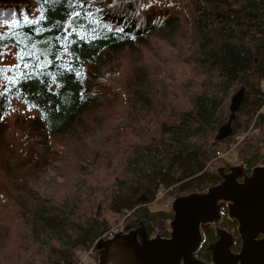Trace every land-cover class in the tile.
<instances>
[{"label":"trees","instance_id":"trees-1","mask_svg":"<svg viewBox=\"0 0 264 264\" xmlns=\"http://www.w3.org/2000/svg\"><path fill=\"white\" fill-rule=\"evenodd\" d=\"M263 79L264 0H0V264H83L121 219L169 236L155 204L263 161ZM50 156L66 179L40 193Z\"/></svg>","mask_w":264,"mask_h":264},{"label":"water","instance_id":"water-1","mask_svg":"<svg viewBox=\"0 0 264 264\" xmlns=\"http://www.w3.org/2000/svg\"><path fill=\"white\" fill-rule=\"evenodd\" d=\"M246 88L232 98L231 114L218 132L222 140L233 132ZM219 169L223 180L205 192L181 195L172 203L174 219L170 237L151 238L145 224L138 228L127 226L110 239H100L99 264H264V160L248 174L243 164ZM228 203L229 216L239 223L241 251L234 253V234L218 228L219 240L208 248L213 251V262L197 256L203 242V229L222 219V207Z\"/></svg>","mask_w":264,"mask_h":264},{"label":"rangeland","instance_id":"rangeland-1","mask_svg":"<svg viewBox=\"0 0 264 264\" xmlns=\"http://www.w3.org/2000/svg\"><path fill=\"white\" fill-rule=\"evenodd\" d=\"M261 87L264 89V79L261 81ZM260 113H264V109H262L260 111ZM255 120H254V122H255ZM254 122H253V124L250 126V128L247 131H245L242 135L239 136L238 143L237 144H239L245 138L246 135L252 134V133L255 132V127L253 126L254 125ZM100 134H101V132H98V133H88V138L89 139H93L96 135H100ZM34 140H36L35 142L38 145L37 148L39 150L44 147V144L41 143V142H39L38 139H37V137H34ZM237 144H235L234 147L232 148V151H234L233 153H236L237 152V150L235 149V147L237 146ZM263 152H264V149H263ZM237 154H238V152H237ZM237 154L234 155V154H231L230 153V154L222 155V156H225L226 157V159L228 160V162L226 163V165L225 164L224 165H219L217 167V172L219 173V169L221 167H225L226 168V166L227 167H230L231 165H240V164H242V162L239 161V158H238ZM219 159H220V157H219ZM48 160H49V162L44 166L43 170L39 172L38 176L32 177L29 180L30 186L35 191L40 192V193H46V192L50 191L51 189H53L57 185V183H61V182H64L65 181L66 178H65V176L62 175L61 171H62L63 168H65L67 166V164L70 161L69 159L54 160V158L52 156H50ZM262 163H263V161L261 162V164ZM163 195H165V191H160L159 194H158V196H160L161 198L163 197ZM174 200L175 199L172 197V198L168 199L164 204L166 205V203L171 202V205L169 207H172V203H173ZM164 204L161 205V203H159V204H155V205H159V206H162L164 208H168V207H165ZM171 221H173V220H171ZM171 221H168L169 225L171 224ZM119 222H118V224L119 225L120 224L122 225V226H120V228L123 229L124 228V224H125L124 223V220L121 219V220H119ZM118 224H114L112 228L118 226ZM170 228H171V232H172L171 225H170ZM123 230H125V229H123ZM158 234H160L163 237H170V235H171L170 234L169 236H164V235H162L159 232H158ZM158 234H155L154 237L158 236ZM93 249H91L89 253L83 255V259H82L83 264H88L90 262L89 255L96 251L95 249L94 250Z\"/></svg>","mask_w":264,"mask_h":264},{"label":"flooded vegetation","instance_id":"flooded-vegetation-1","mask_svg":"<svg viewBox=\"0 0 264 264\" xmlns=\"http://www.w3.org/2000/svg\"><path fill=\"white\" fill-rule=\"evenodd\" d=\"M226 172H229L230 169L229 167L226 166ZM248 174H251V172H248L246 171ZM221 176V175H220ZM222 177V176H221ZM222 180H223V177H222ZM221 180V181H222ZM227 217L232 220V221H235L237 222L236 220L234 219H231L230 216H229V209H228V203L225 204L223 207H222V219L219 221V222H214V223H211L210 225L206 226L204 229H203V242L199 248V250H201L203 248V245L205 243V241L209 240V242L207 243V246H206V251L205 253L200 256L198 255V252L199 250L197 251V256L206 261V262H213V251L210 250L208 247L217 242L219 240V235H218V228H225L227 229L228 231H230L232 234H234V237H235V241H234V244L232 246V251L234 253H239L241 251V247H242V241L240 239V235H239V232H238V227H239V223L237 224V228H233V229H229L227 227H224L223 226V222L227 219ZM228 221V220H227ZM229 222V221H228ZM231 223V222H230ZM135 229V228H134ZM131 230V229H130ZM125 232V231H123ZM151 238L154 237V235H150ZM210 237V238H208ZM107 239H110V238H107ZM206 239V240H205ZM240 241V242H238ZM239 243V249H236L235 246L236 244ZM89 259H90V262L88 264H99L100 261H101V250L97 248V250L95 252H93L92 254L89 255Z\"/></svg>","mask_w":264,"mask_h":264},{"label":"built area","instance_id":"built-area-1","mask_svg":"<svg viewBox=\"0 0 264 264\" xmlns=\"http://www.w3.org/2000/svg\"><path fill=\"white\" fill-rule=\"evenodd\" d=\"M160 198H161L160 196H157L156 201L159 200ZM170 205H171V202H168V203H166L165 207H169ZM120 226H122V225H119V226H116V227L110 229L107 233H105V234L103 235V238H106V239H107V238H111V237H113L114 235H116L117 233L123 231V229L120 228ZM121 229H122V230H121ZM120 230H121V231H120Z\"/></svg>","mask_w":264,"mask_h":264}]
</instances>
